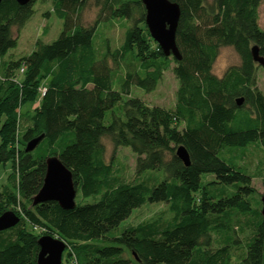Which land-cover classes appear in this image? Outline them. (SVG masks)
<instances>
[{
	"label": "trees",
	"instance_id": "trees-1",
	"mask_svg": "<svg viewBox=\"0 0 264 264\" xmlns=\"http://www.w3.org/2000/svg\"><path fill=\"white\" fill-rule=\"evenodd\" d=\"M37 1L0 3V167L12 166V186L0 191V217L12 211L20 219L0 231V264H37L42 236L67 243L63 259L72 264H264L262 195L255 198L254 177L224 154L254 143L264 148V94L251 54L257 46L264 56L258 12L264 0H170L181 11L178 58L165 56L152 39L141 0H94L98 14L88 26L81 17L90 0H52L63 20L59 37L3 61L18 44L14 29L25 27ZM113 20L128 23L123 41L112 48L103 39L100 49L99 27ZM223 47H232L240 64L219 77L213 66ZM172 64L173 109L130 96L132 86L154 91ZM40 92L39 105L21 113ZM105 140L135 156L131 181L107 162ZM180 146L188 166L176 155ZM50 157L72 174V210L54 201L33 204ZM147 202L166 204L171 222L124 226ZM240 217L253 219V235L236 260ZM9 231L11 240L3 237Z\"/></svg>",
	"mask_w": 264,
	"mask_h": 264
},
{
	"label": "rangeland",
	"instance_id": "rangeland-1",
	"mask_svg": "<svg viewBox=\"0 0 264 264\" xmlns=\"http://www.w3.org/2000/svg\"><path fill=\"white\" fill-rule=\"evenodd\" d=\"M34 15L25 25V27L17 32L14 29V36L18 37L16 48L11 49L3 58V61L10 59L19 60L20 58L30 54L35 49L37 40L45 43L55 41L63 30V20L58 18L53 12L52 0H39L34 6ZM259 26L264 31V2L260 4L259 9ZM98 8L94 6V0H90L89 5L84 10L81 17V24L92 25L97 18ZM128 26L127 22L121 20H113L102 24L95 37L98 48H103V39L108 40L112 48L119 46L124 37V32ZM240 58L232 47H223L220 49L219 55L214 63L213 72L221 77L224 72L231 66L239 65ZM174 64L165 71L162 79L152 92L132 86L130 96L145 101L150 106H158L167 110L173 109L176 99V91L178 88V80L173 73ZM117 74H119L117 72ZM112 84L115 90H120V76L113 73ZM257 85L264 94V69L259 67L257 70ZM41 101V92L34 101L25 103L21 108V113L32 112ZM181 128V126L179 127ZM106 160L113 165L115 174H118L124 181H131L134 175L135 156L128 148H115L109 140H105ZM228 159H236L238 164L245 167L253 178L252 186L256 190L255 198L264 194V148L254 143L247 148H227L224 152ZM223 156V155H222ZM221 156V157H222ZM12 173V166L8 163L0 167V191L5 187H11L12 181L9 179ZM213 179L209 176L208 180ZM173 215L164 203H145L140 208L132 212L131 217L124 222V226H136L141 223L155 222L160 228L171 222ZM237 226V227H236ZM235 226L236 239L239 241L235 248V258L242 257L245 251V245L253 235V219L249 217H240ZM11 232H6L3 237L10 239ZM216 239L215 246L219 241V237L213 234ZM57 238V237H55ZM66 259V260H65ZM237 263V262H236ZM62 264H72L67 256L64 257Z\"/></svg>",
	"mask_w": 264,
	"mask_h": 264
},
{
	"label": "water",
	"instance_id": "water-1",
	"mask_svg": "<svg viewBox=\"0 0 264 264\" xmlns=\"http://www.w3.org/2000/svg\"><path fill=\"white\" fill-rule=\"evenodd\" d=\"M3 0H0V3ZM19 4H27L30 0H15ZM145 9V23L152 39L160 46L165 56L179 57L176 45V31L180 20V7L170 0H141ZM251 54L255 63L264 69V56L259 54L257 46H253ZM242 99L237 104H242ZM41 138L28 143L26 151H32ZM177 157L186 165H189V155L183 146L177 148ZM46 176L43 185L33 198V204L48 201L57 202L64 210L75 208L77 191L71 172L61 163L58 157H50L46 161ZM264 185V183H263ZM262 216L264 218V194L261 198ZM19 217L12 211L4 213L0 217V231L15 227L19 223ZM39 252L37 264H62L63 254L67 243L59 238L42 236L38 240Z\"/></svg>",
	"mask_w": 264,
	"mask_h": 264
},
{
	"label": "built area",
	"instance_id": "built-area-1",
	"mask_svg": "<svg viewBox=\"0 0 264 264\" xmlns=\"http://www.w3.org/2000/svg\"><path fill=\"white\" fill-rule=\"evenodd\" d=\"M21 72L23 73V72H24V70H23V69H21ZM45 92H46V89H43V90H42V95H44V94H45Z\"/></svg>",
	"mask_w": 264,
	"mask_h": 264
}]
</instances>
